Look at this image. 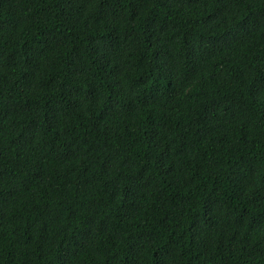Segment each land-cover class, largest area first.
I'll return each mask as SVG.
<instances>
[{"label": "trees", "instance_id": "16d2710c", "mask_svg": "<svg viewBox=\"0 0 264 264\" xmlns=\"http://www.w3.org/2000/svg\"><path fill=\"white\" fill-rule=\"evenodd\" d=\"M0 264H264V0H0Z\"/></svg>", "mask_w": 264, "mask_h": 264}]
</instances>
